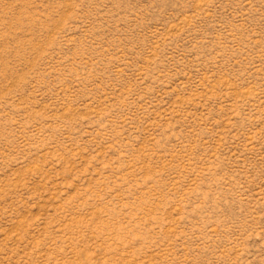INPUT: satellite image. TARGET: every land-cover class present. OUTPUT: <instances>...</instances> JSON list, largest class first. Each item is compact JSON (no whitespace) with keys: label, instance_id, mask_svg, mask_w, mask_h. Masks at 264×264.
Listing matches in <instances>:
<instances>
[{"label":"rangeland","instance_id":"obj_1","mask_svg":"<svg viewBox=\"0 0 264 264\" xmlns=\"http://www.w3.org/2000/svg\"><path fill=\"white\" fill-rule=\"evenodd\" d=\"M0 264H264V0H0Z\"/></svg>","mask_w":264,"mask_h":264}]
</instances>
